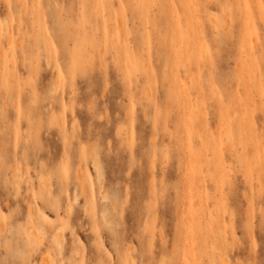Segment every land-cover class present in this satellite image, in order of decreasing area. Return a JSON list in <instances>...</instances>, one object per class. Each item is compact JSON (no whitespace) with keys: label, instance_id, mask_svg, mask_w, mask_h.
<instances>
[{"label":"rangeland","instance_id":"1","mask_svg":"<svg viewBox=\"0 0 264 264\" xmlns=\"http://www.w3.org/2000/svg\"><path fill=\"white\" fill-rule=\"evenodd\" d=\"M209 261L264 264V0H0V262Z\"/></svg>","mask_w":264,"mask_h":264},{"label":"bare ground","instance_id":"2","mask_svg":"<svg viewBox=\"0 0 264 264\" xmlns=\"http://www.w3.org/2000/svg\"><path fill=\"white\" fill-rule=\"evenodd\" d=\"M6 30H7V29H6ZM9 30H10V29H9ZM8 32H9V31H7V33H8ZM172 78H174L173 75H172ZM178 88H180V87H178ZM191 119H192V118H191ZM189 121H190V119H189ZM191 121H193V120H191ZM202 141H203V139H202ZM77 176H78V178H79V175H78V174H77ZM78 181H79V183H81V184L83 185L82 180H78ZM192 182H193V181H192ZM200 196H201V194H200ZM45 198H46L45 202L50 203V204L53 203L52 200L49 198V194L46 195ZM196 198H197V197H196ZM198 198H199V197H198ZM201 198H202V197H201ZM191 200H192V199H191ZM200 200H201V199H200ZM197 201H198V200H197ZM200 202H201V201H200ZM200 202H199V201H198V202H195V201L191 202V201H189V203H191L192 206H193V207L191 206L192 211L189 210L191 213L193 212V214H192L193 216H194V213H196V214L198 213V216H199V211L196 212V210H197L196 207H199V206H196V205L199 204V205L201 206ZM191 204H190V205H191ZM203 204H204V203H203ZM195 206H196V207H195ZM189 207H190V206H189ZM202 208H203V207H202ZM198 210H199V209H198ZM200 211H201V210H200ZM203 211H204V210H203ZM28 214H29V215H28V217H27V219H28L27 222L30 223V227L35 228V226H36V222H35V219H34V217H33V212H32V210H31V207H28ZM189 215H190V213H189ZM193 216H192V217H193ZM195 216H196V215H195ZM195 216H194V217H195ZM198 216L195 217V220H196V219H200ZM200 216H201V215H200ZM192 217H191V219H192ZM194 217H193V219H194ZM198 221H199V220H197V223H198ZM197 223H196V224H197ZM199 223H200V221H199ZM198 225H199V224H198ZM196 227H197V225H196ZM197 228H198V227H197ZM201 229H202V228H201ZM210 232H211V231H210ZM30 234H31V235H32V234H33V235H37V234H39V233L37 232V234H35L34 231H31ZM200 234H201V233H200ZM58 235H60V234H59V233H57V234L55 233V236L52 237V242H53L52 244H55L56 247L59 248V247L61 246V241H60ZM40 238H41V237H40ZM202 238H203V236H202ZM203 241H205V240H202V243H203ZM208 242H209V241H208ZM38 243H39V242H38ZM200 243H201V241H200ZM204 243H206V241H205ZM206 246H207V248H208L209 245H204V244H202L201 247L203 248V250H205V249H207ZM56 247H55V248H56ZM59 250H60V249H59ZM220 251H221V250H220ZM220 255H221V254H220ZM223 259H224V258H223ZM221 260H222V259H221ZM222 261H223V260H222ZM44 264H45V263H44ZM209 264H211L210 261H209Z\"/></svg>","mask_w":264,"mask_h":264},{"label":"snow or ice","instance_id":"3","mask_svg":"<svg viewBox=\"0 0 264 264\" xmlns=\"http://www.w3.org/2000/svg\"><path fill=\"white\" fill-rule=\"evenodd\" d=\"M0 264H7V262H0Z\"/></svg>","mask_w":264,"mask_h":264}]
</instances>
